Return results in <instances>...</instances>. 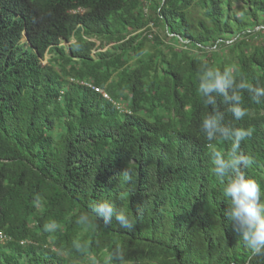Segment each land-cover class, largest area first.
<instances>
[{
    "label": "trees",
    "instance_id": "16d2710c",
    "mask_svg": "<svg viewBox=\"0 0 264 264\" xmlns=\"http://www.w3.org/2000/svg\"><path fill=\"white\" fill-rule=\"evenodd\" d=\"M238 1L0 0V264H114L116 249L125 264H264L212 171L232 141L200 130L205 70L264 86V40L248 43L264 36V0L242 14ZM242 96L240 121L217 104L222 123L251 130L244 173L264 191V101ZM105 200L135 228L78 222Z\"/></svg>",
    "mask_w": 264,
    "mask_h": 264
},
{
    "label": "clouds",
    "instance_id": "9594fccd",
    "mask_svg": "<svg viewBox=\"0 0 264 264\" xmlns=\"http://www.w3.org/2000/svg\"><path fill=\"white\" fill-rule=\"evenodd\" d=\"M244 92L257 104L264 101V86H254L243 78L237 79L231 67L222 71L213 68L205 70L199 77L198 93L204 105L211 106V112L203 118L200 130L208 141H214L217 136L232 141L227 158L218 151L213 154L212 171L221 180L227 178L223 196L228 200L230 210L225 215L235 222V232L252 256L264 258V191L255 180L245 177L244 169L254 163V158L240 151L241 141L252 133L250 129L234 128L222 123L223 114L217 104V97L222 98L221 102L228 106L227 111L236 121H240L248 114V109L243 106ZM121 174L125 182L132 180L129 169ZM90 215L105 225L110 224L114 218L121 227L128 230L136 226V221L127 212L107 200L91 205L90 213L81 214L78 222L89 223ZM111 259L114 264H125L121 249H116Z\"/></svg>",
    "mask_w": 264,
    "mask_h": 264
},
{
    "label": "rangeland",
    "instance_id": "374dc122",
    "mask_svg": "<svg viewBox=\"0 0 264 264\" xmlns=\"http://www.w3.org/2000/svg\"><path fill=\"white\" fill-rule=\"evenodd\" d=\"M244 1L245 0H241V1H238V2H236L235 3V7H236V10H238V14H242L243 13V7L245 6V3H244ZM193 17H194V19L195 20H200V19H203V16H202V9L200 8V7H196L194 10H193ZM153 31H155L154 32V35H158L161 39L163 38L164 39V34H163V28L160 26V27H155L154 28V30ZM170 36H172V35H170ZM150 37V36H149ZM95 41H96V43H97V45L98 46H100V41H97L96 39H94ZM262 40H264V36H257V37H252V38H249L248 39V43H251V44H257L258 42H260V41H262ZM23 41H26V37L24 36L23 37ZM231 42V41H230ZM230 42H228V43H230ZM69 42H67V41H65V40H62V45H64V46H66L67 48L69 47ZM112 45L113 44H108V45H106L104 48H102V49H95L94 50V53L96 52V51H100V50H105V49H107V48H111L112 47ZM52 57V54H50V53H48V54H46V56H45V58L42 60L43 61V63L45 64V63H47L48 62V60L50 59ZM96 260L95 259H90L89 260V263L90 262H95Z\"/></svg>",
    "mask_w": 264,
    "mask_h": 264
},
{
    "label": "built area",
    "instance_id": "2783aa9c",
    "mask_svg": "<svg viewBox=\"0 0 264 264\" xmlns=\"http://www.w3.org/2000/svg\"><path fill=\"white\" fill-rule=\"evenodd\" d=\"M145 12H147V7H145ZM150 35H151V34H150ZM92 88H93L95 91H97V92H99V93H102V94L104 95V97H106V98L109 99L108 94H107L103 89L98 88V87H95V86H92ZM117 106H118L119 108L121 107L119 104H117ZM123 110H125V109H123ZM0 239H1V240H4V239H5V236H4L3 234H0Z\"/></svg>",
    "mask_w": 264,
    "mask_h": 264
},
{
    "label": "water",
    "instance_id": "95a60500",
    "mask_svg": "<svg viewBox=\"0 0 264 264\" xmlns=\"http://www.w3.org/2000/svg\"><path fill=\"white\" fill-rule=\"evenodd\" d=\"M24 36L26 37V41H27L28 40V36H27L26 32L24 33Z\"/></svg>",
    "mask_w": 264,
    "mask_h": 264
}]
</instances>
